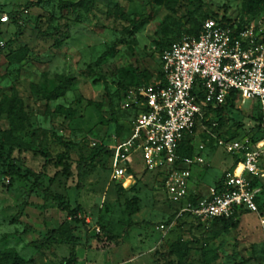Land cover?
Returning <instances> with one entry per match:
<instances>
[{
    "label": "rangeland",
    "instance_id": "374dc122",
    "mask_svg": "<svg viewBox=\"0 0 264 264\" xmlns=\"http://www.w3.org/2000/svg\"><path fill=\"white\" fill-rule=\"evenodd\" d=\"M2 13L19 17L17 26L10 19L0 24V100L15 95L31 127L17 121L16 107L6 99L0 106V139L9 128V107L13 135L33 148L19 154L23 170L43 173L52 194L83 208L89 241L75 248L61 240L33 247L64 220L74 223L31 179L0 168V250L15 249L22 264H264V180L257 211L239 212L234 227L225 228L178 216V205L167 200L162 187L163 167L149 166L140 152L129 157L120 180L112 175L115 150L131 133L130 99L158 79L162 47L209 15L239 24L264 19V0H95L88 11L75 14L60 10L58 0H0ZM23 46L25 58L10 61L7 54ZM59 75L74 81L62 96L47 100ZM256 110L257 101L251 100L221 121L206 116V128L193 132L191 196H205L231 165L217 140L229 138L237 121L249 123ZM39 151L52 161L43 166ZM11 156H18L16 148ZM80 159L85 169L79 181ZM131 197L137 198L136 212L129 215L124 202ZM184 246L188 256L179 261Z\"/></svg>",
    "mask_w": 264,
    "mask_h": 264
},
{
    "label": "built area",
    "instance_id": "2783aa9c",
    "mask_svg": "<svg viewBox=\"0 0 264 264\" xmlns=\"http://www.w3.org/2000/svg\"><path fill=\"white\" fill-rule=\"evenodd\" d=\"M8 21L2 13L0 24ZM159 63L161 77L130 99L131 133L115 150L113 178L120 180L129 157L140 152L149 166L163 167L162 187L167 200L178 205V216L204 221L226 218L234 211L255 213L264 180V19L239 24L208 17L197 35L171 42ZM230 97L235 108L256 99L259 120L243 122L244 131L234 138L217 140L232 163L217 187H210L203 197L190 196L196 160L181 155L179 144L198 127L206 128V116L212 118L214 109ZM249 128L260 137L246 134Z\"/></svg>",
    "mask_w": 264,
    "mask_h": 264
},
{
    "label": "trees",
    "instance_id": "16d2710c",
    "mask_svg": "<svg viewBox=\"0 0 264 264\" xmlns=\"http://www.w3.org/2000/svg\"><path fill=\"white\" fill-rule=\"evenodd\" d=\"M95 4V0H78L76 2H71L68 0H58V6L60 10L62 11H67L71 12L73 14L77 13L80 8H83L85 11H88L93 5ZM8 18L10 19V22H12L14 25L17 26V21L16 19L19 17L18 13H8ZM218 15L213 14L205 17L196 28H194L193 31L189 32L188 35H197L198 31L201 28L202 22L208 18V17H217ZM221 20L223 21H230L229 18L225 16H221ZM19 35V32H16ZM179 37L178 39H180ZM176 39V40H178ZM175 41V40H174ZM171 43V42H170ZM169 43V44H170ZM167 44L166 46L162 47V51L169 45ZM27 54V47L23 46L19 50L15 51H10L7 54V57L10 61L14 62H20L22 61ZM159 54V56H160ZM161 77V72L159 70V75L158 78ZM74 81V77L71 75H59L58 80H57V85L53 89V91L46 96L47 100H52V99H57L58 97L62 96L65 91L71 86L72 82ZM8 99L7 96H2L0 100V106L3 104V101ZM8 102L14 107H16L13 115H15L17 121L24 120L28 127H31L29 124V118L28 116L23 112L22 107H21V102L19 100H16L15 95L11 96L8 99ZM234 103H233V97L227 98L226 103L222 106H219L214 109V114L213 117L216 122L221 121L227 112H229L232 108H234ZM10 112L11 110L9 107L6 109V118L9 119V128L8 130L3 132V138L0 139V168H4L6 172L10 175H16L23 177L25 179H31L34 188L41 192L45 197L48 198H54L57 201V206L58 208L66 212L67 217L70 218L74 225L71 226L68 220H64L57 228L51 229L46 232L44 238L41 240L35 241L32 243L33 247L39 248L41 246H46L48 244H51L53 242H56L57 240L64 241L68 244H70L73 248H75L77 245H80L82 243H87L89 240L87 237V229H86V224H85V212L83 208L79 205L76 206H71V204L65 200V198L60 195V194H52L45 186H44V174L43 173H34L30 170H23V159L19 156L21 152H27V151H33V148L26 143H23L20 141L17 137L13 135V132L16 129V125L13 122V120L10 117ZM134 110L131 112V116L133 117ZM249 120L251 121H258L259 120V114L257 110L255 111L254 114H250ZM204 123H207V120L204 121ZM244 123L242 121H237L236 128H234L233 133L229 136V138H234L238 136L240 133L239 131H244ZM249 132L246 134H252V136L257 139L260 137L256 132H254L253 128L248 129ZM190 137L184 138L180 144H179V153L184 156H191L192 153V146L190 144ZM60 143L67 148H72L73 145L67 142L60 141ZM16 148L18 156L17 157H12L11 152L12 150ZM38 154H40L44 158V164L43 166L49 164L52 161V158L50 155L46 152L39 151ZM95 156H92V159ZM77 176L78 180L80 181L83 175V171L85 169V163L83 162L82 159L79 160L77 166ZM67 166L64 165L63 171H67ZM24 171V172H23ZM221 179V178H220ZM220 179L216 181L214 186H218L220 183ZM261 184V183H260ZM118 191L123 192V189L121 186H118ZM191 196V195H190ZM258 196V195H257ZM257 196L255 198V201H257ZM190 201H193L192 197L189 199ZM137 201V198L131 197L130 199L126 200L124 202L125 204V209L128 212L129 215L133 214L136 212V209L133 207V204ZM242 212V211H241ZM246 212V211H243ZM239 212L234 211L232 214L228 217H217L213 218L210 221H216L220 222L224 225L225 228L229 227H234L235 225V216ZM196 221H199L198 219H194ZM29 228L26 226L23 229V232H27ZM76 230L78 232L77 236L73 234V231ZM189 248L187 246H184L183 252L179 255L178 260L183 261L187 258L188 256V250ZM72 259H74L72 257ZM23 260L20 258L18 253L15 251L13 248H5L3 250H0V264H22ZM65 264H70L69 262ZM236 264H244L243 261L236 263Z\"/></svg>",
    "mask_w": 264,
    "mask_h": 264
}]
</instances>
